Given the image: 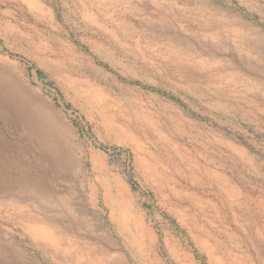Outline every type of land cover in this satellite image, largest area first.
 I'll return each mask as SVG.
<instances>
[{"label": "rangeland", "instance_id": "374dc122", "mask_svg": "<svg viewBox=\"0 0 264 264\" xmlns=\"http://www.w3.org/2000/svg\"><path fill=\"white\" fill-rule=\"evenodd\" d=\"M0 188V264H264V0H0Z\"/></svg>", "mask_w": 264, "mask_h": 264}, {"label": "bare ground", "instance_id": "6f19581e", "mask_svg": "<svg viewBox=\"0 0 264 264\" xmlns=\"http://www.w3.org/2000/svg\"><path fill=\"white\" fill-rule=\"evenodd\" d=\"M10 75V74H9ZM3 76V75H2ZM30 98V97H29ZM26 99V98H25ZM11 100V98H10ZM14 100V99H13ZM4 102V101H3ZM6 103V102H5ZM7 104L9 106H13L17 111L14 113L16 116V120L17 122L20 123L21 127H22V138L24 140V142L26 144L35 142L34 144L36 145V147H40L43 152L42 154H47L48 151V146L50 145V137L51 134L49 132L45 131H39V128H36L35 125L30 121V119L24 115V110L21 109V106L17 105L16 102H7ZM30 104V103H29ZM24 106V105H23ZM3 109V108H2ZM6 113V112H5ZM30 113V112H29ZM28 114V113H27ZM33 114V113H32ZM37 115V114H36ZM10 116V115H9ZM31 117V116H30ZM36 118V116H35ZM12 120V119H11ZM36 120V119H35ZM40 121V120H39ZM20 130V129H19ZM49 131V130H48ZM49 141V142H48ZM32 146V145H31ZM34 146V145H33ZM35 147V146H34ZM47 149V151H45ZM64 157V156H63ZM57 158V157H56ZM31 172V171H30ZM28 174V171L25 169L23 170V176ZM20 175V174H19ZM18 177V176H17ZM32 177V181L35 183V185H38V182L43 178V174L42 175H38V177H33L30 176L28 178H23L25 180V184L28 183V181L30 180V178ZM20 178V177H19ZM39 178V179H38ZM17 179V178H16ZM18 180V179H17ZM38 180V182H37ZM9 182V179H8ZM10 184V183H9ZM6 187V186H5ZM1 189V188H0ZM7 189V188H5ZM5 191V190H4ZM55 193V192H54ZM19 203V202H18ZM26 213V212H25ZM27 219V218H26ZM32 222V221H30ZM68 225V224H67ZM54 243V242H53ZM2 262V261H1ZM15 263V262H14ZM8 264V263H7ZM25 264V263H24Z\"/></svg>", "mask_w": 264, "mask_h": 264}]
</instances>
